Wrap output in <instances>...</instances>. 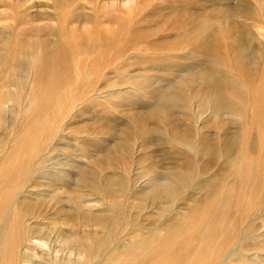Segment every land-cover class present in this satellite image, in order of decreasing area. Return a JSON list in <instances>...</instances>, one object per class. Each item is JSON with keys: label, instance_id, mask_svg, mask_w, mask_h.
Returning a JSON list of instances; mask_svg holds the SVG:
<instances>
[{"label": "rangeland", "instance_id": "1", "mask_svg": "<svg viewBox=\"0 0 264 264\" xmlns=\"http://www.w3.org/2000/svg\"><path fill=\"white\" fill-rule=\"evenodd\" d=\"M15 1L0 0V4L9 8L6 11L0 5V91L2 81L6 80L5 84L13 89L15 96L22 94L23 98L11 103V113L1 122L0 144L12 152L8 155L11 157L22 143L28 144L24 138L30 133L29 128L37 127L36 118L28 119L24 113L28 88L26 72L31 70L37 73L33 79L42 83L43 90L50 82H63L54 85L57 88L66 86V82L75 83L72 90L75 108L72 107L73 112L68 111L73 116L67 120L57 151L49 155L50 168H54V172L61 170V164H66L70 158L79 165H86L91 177L95 175L92 169L96 170V181L100 180V173L104 177L116 175L127 180L124 186L115 184L109 195L103 197L99 194L100 185L92 184L93 178L87 176L91 181H87L86 192L98 197L99 202L104 198L109 205L104 207L97 203L96 209L100 210L95 209V212L121 203L115 209L118 217L109 219L113 218L114 225L111 234L108 227L104 228L105 223L83 221L77 215L74 217L75 213L68 216L70 211L62 209L75 205L74 196L61 194L64 189L79 190L83 186L78 180L81 169L76 165H67L66 169L77 182L70 178L52 185L59 178L36 175L37 182L45 184L50 179L53 182L45 186L34 181L29 183V189L36 194H32L33 198H37L38 191H46L44 199L35 207L28 204L26 207L28 223L38 224L34 232H44L51 241L69 235L73 241L87 242L95 251L88 264H125L127 255L124 256L120 246L142 239L143 232L150 229L167 231L163 238L166 250L157 256L155 253L147 255V247L140 248L139 254L131 256L132 264H200L201 259L190 260L191 253H201L204 248L203 259L208 264L213 260L223 261L226 253L231 255V252L236 260L227 264H264V5H259L258 21L251 11L243 8V3L248 1L255 8L260 0H109L111 5L103 0L95 4V8L88 6L90 0H80L88 10L79 6V0H26L24 8ZM128 1L130 4H125ZM55 5L60 8L55 10ZM25 10L32 14L31 21L25 22ZM72 16L75 18L71 19ZM40 25H48V28L33 30ZM49 28L55 35L48 32ZM253 32L261 33L258 35L261 55L258 66L251 61L253 58L256 62V41L250 38ZM41 46L49 49L54 46L55 51L39 52L42 62L36 63L37 72L36 68H31L30 54L41 50ZM72 51L76 56L74 61ZM59 53H63L62 56ZM52 74L60 81L52 78ZM118 90L120 95L111 101L96 98L97 93L109 96V92ZM89 96L92 100L86 99ZM230 97L245 109L242 119L237 113H231L236 105L230 107ZM48 108H43V113H49ZM191 112L197 116L204 113V120L195 122L198 117L185 114ZM119 128L123 135L118 133ZM7 139H11L13 146L6 147ZM192 140L206 145V151L198 157L200 175L194 173L196 164L186 155L188 148L174 145L176 141ZM119 145L126 149L121 159ZM222 146L228 152L220 160ZM106 151L112 154L114 166L100 169V163L89 160L92 154H106ZM241 161L243 166L239 167ZM170 168L188 179L178 195L184 198L148 195L153 189L162 191L165 180L176 179L169 176ZM40 175L44 177L38 178ZM47 190H58L56 195L60 199L57 202L50 199L52 194ZM224 202L231 210L226 217L229 224L221 223L223 217L218 216ZM39 211L44 215L36 217ZM129 218L131 221H124ZM176 232H182L183 237L177 240ZM188 232L195 234L194 240L188 237ZM225 233L230 237V249L220 244ZM201 239L211 240L201 247ZM150 240L155 244L160 237L155 232ZM236 241L242 246H236ZM189 243L194 248L187 252ZM54 245L59 247L60 242ZM244 254L250 255L253 262L243 259Z\"/></svg>", "mask_w": 264, "mask_h": 264}, {"label": "bare ground", "instance_id": "2", "mask_svg": "<svg viewBox=\"0 0 264 264\" xmlns=\"http://www.w3.org/2000/svg\"><path fill=\"white\" fill-rule=\"evenodd\" d=\"M55 1L57 2V0H55ZM102 1L103 0H90L88 2L89 3L88 6L95 8V4L99 5ZM104 1L108 3L107 5L113 4V3H110L109 0H104ZM77 2L79 3L80 0ZM16 3L23 7L26 4V0H17ZM125 4L129 5L130 1H128V3L126 2ZM255 4L256 5L254 8V6H252L254 4H252V2H250V1H248V2L243 3V8L247 9V12L251 11V15H253V17H255V19L258 21L261 17L259 15V10H258L260 8L259 5H264V0H260L259 3H255ZM114 5H115V3H114ZM123 5L124 4H122V6ZM79 6L84 8V9L89 8L86 5L80 4V3H79ZM130 6H132V5H130ZM2 7L5 8L6 11H7V9H9V8L6 9V5H4V4H2ZM11 7L13 8L12 4L10 5V9H11ZM59 8H60L59 6L55 5V10H57ZM75 9H77V8H75ZM5 10H3V11H5ZM129 11H130V9H129ZM0 13H2V12H0ZM6 14H8V13H6ZM48 15H50V13H48ZM31 16H32V14H28L27 11L25 10V14H24V18L26 19L25 22L27 20L31 21L32 20V18H30ZM70 18L74 19L75 17L72 16ZM247 20H250V19L247 18ZM65 21L66 20L62 21V23H64ZM47 26L48 25H44V27H41V25H40V26L35 27V29H33V30H40L42 28L47 29L48 28ZM49 29L51 31H48V32L51 35H55L53 32L54 30L52 31L51 28H49ZM63 30H66V28H63ZM74 32H75V30H74ZM76 32H77V30H76ZM61 33H64V31L61 30ZM260 34L253 32V34L250 37L251 39L256 41V56H255L256 62L253 58L251 59V61L254 63L253 65H257L259 60H261V59H259L261 57L260 49H258V47H257L258 44H260V39H258L259 38L258 35H260ZM60 36L62 37V35H60ZM90 39H92V37ZM60 41H62V40H60ZM69 43L71 46L70 40H69ZM99 43H100V41H99ZM66 44H67V42H66ZM48 45H50V44H48ZM57 45H59V44L56 43V46ZM70 46H69V48H70ZM53 48H54V46L51 49H49L48 46H44V47L41 46V50L40 49L35 50L34 54H30V58L32 59L31 68L33 70H34V68H36V70L39 69V66L36 65L38 60H40L42 58V55L39 54V52L41 53V51L42 52L45 51L48 53L51 50H54ZM69 48H67L68 49V51H66L67 53L69 52L70 49H72V48H70V49ZM93 48L91 47L90 49L94 50ZM74 49L76 50L75 46L72 50H74ZM62 50L65 51L64 47ZM63 53H61V54H63ZM61 54H60V56H62ZM74 54L75 53L73 52V57L75 56ZM83 54H85V53H83ZM91 54H93V53H91ZM26 55H27V57L29 56L28 53H26ZM73 57H71V60L74 61L76 56L74 58ZM84 57L82 56V58H84ZM61 58L63 59V57H60V59ZM77 58L80 59V56ZM85 58H87V57H85ZM88 58H90V57H88ZM109 59L112 60L111 57ZM43 63H44V61H43ZM97 64H98V62H97ZM258 65H260V64H258ZM107 67L109 68V64L107 65ZM115 69L118 70V66ZM253 69H254V67H253ZM76 71H79V70H76ZM0 72H1V69H0ZM37 72H38V70H37ZM26 73L28 74V78L25 80V86H28V88L25 91L27 92L28 96L25 95L26 97H24L25 100L27 101V104L24 106V111H25L24 113L25 114L27 113L26 116H28V119H29V117L30 118L31 117L36 118L35 124L37 125V127H36V129L34 127L29 128L28 131L30 133H26V137L24 138V139L28 140V144H26L25 142L22 143L23 145L21 144V146L18 147V149H16L14 151V153L11 157H9L8 155H10L12 152L10 151V153H9L7 151V148L5 150L4 146H2L0 144V153L2 154V156H1V154H0V156L3 157L2 164H0V264H88V261L95 254V251L91 250V248L93 246H89L87 244V242L84 243V242H80L78 240L73 241L72 239H70L69 235L62 237L59 240L55 239V240L51 241L49 238H47L43 235L44 232H41V231L40 232H34L35 227L38 224L33 225V222L28 223L29 220L26 219L28 217V215L26 214V212H27L26 207H27V204L35 207L39 201L44 199V197H45L44 193L46 191L45 190L44 191H41V190L38 191L37 198H33V196H32L33 193L29 189V183L31 181H34V183H36V184L39 183V186H42V185L45 186V184L49 185L51 182H53V181H51V179H50L49 183H45V184L41 183V182H37V179L35 178L36 175L38 176V174H44V175H47L48 179L50 177L53 178V176L60 179V180L56 179L57 181L54 179L56 182L52 185H56L57 183L60 184L61 183L60 181L64 182L66 179L69 180L72 177L70 171H68V169H66L67 165L73 166V167L76 165L79 169H81V171H79L78 174L84 177V179L81 176L78 177V180L80 181L79 183L82 182L83 186L80 185V186H82V188L79 190H76L77 188H74L71 191V189L67 188V187H66V189H64V191L61 194H65V195L67 194V195H69L70 198L72 196H74L75 205L73 206V208L62 207V209H64V211H70V212H68V216H71L72 214L75 213L74 217H76V215H77V218L79 216L82 218L83 221L84 220L85 221L92 220V221L96 222L97 224L105 223L104 228L108 227L109 228L108 230L110 231L111 234L113 233V226H114L113 222H112L113 218H114L113 216H115V218L118 217V211L117 210L115 211V209L119 208L121 206V203H119L118 206L113 205L110 209L106 208V209L102 210L103 212H95L96 207L99 206V205H97V203H100L104 207H107L109 205H106L104 198H103V202H99L97 199L98 197L95 198V197H93L94 196L93 194L91 196L90 194H88L86 192V189L88 188L87 181L88 180L91 181V179L87 178V176L91 177L90 172L88 170V167H86V165H79L76 162H74L73 159H70V158H68L69 160H67L66 164H64V162H63L61 164L63 166V168H61V170H58L56 172H54V168L53 169H52V167L50 168V165L47 164L49 157H50L49 155L51 154V152H54V151L56 152L57 148L60 146V143H61L63 136H64V133H65L64 131L66 130L65 128H67L66 127L67 120H69L70 117L73 116L72 113L69 114L68 111L73 112L72 107L74 106L73 104H75L74 103L75 94H72V90H73V85H75V83L68 84L66 82L65 85L68 86V88L64 85H61L60 88L58 86V88H57V86L54 87V85H60V84H63V82H60L58 84L50 82V84H48L47 87L43 90L44 86H42V83L40 81H38L37 79H33V77L35 76V74L37 75V73H33V71H31V70L27 71ZM59 73H61V72H59ZM256 73H257V71H255V74ZM39 74H41V73H39ZM63 74H65V73H63ZM53 75L54 74H52V78L54 77ZM206 76L209 79H211L210 75H206ZM55 77H57V76H55ZM191 78H195V76H192ZM55 79H57V78H55ZM52 80H54V79H52ZM57 80H56V83H57ZM58 81H60V80H58ZM5 82H6V80L2 81L1 88L3 90L1 89L2 91H0V124L5 118H7L8 114L11 113L10 110H11V107L13 106V104H11V103H14L17 99L23 98L22 94L15 96L16 94L13 92V89L10 86L6 85ZM68 82H70V81H68ZM51 85H53V86H51ZM76 85L78 86V85H80V83H76ZM74 89H75V87H74ZM88 90H89V88H88ZM244 90H246V89H244ZM109 93H110L109 96L108 95L107 96H101L97 93L98 95L96 94V98H100V99L105 98L107 101H111L115 97L119 96L121 92H119V90H118V91H112ZM87 97H88V95H87ZM87 97H86V99L92 98L91 96H89V98H87ZM90 100H92V99H90ZM230 100H231V106L230 107L237 104L236 101L234 99H232L231 97H230ZM66 101H67V104H66ZM47 107H50V108H48L50 110L49 113H47V112L43 113L44 109ZM73 108H75V106ZM41 109H43V110H41ZM228 110H229V108H228ZM243 111H245V109L236 105L235 110H231V113L235 112L241 118ZM213 112L215 114H219L215 110H213ZM185 114L187 116L190 115L194 118L198 117V120L195 121L197 123L201 122L199 120H202V119L204 120V118H205L204 113L199 114V116H197L196 114H194L192 112L191 113H185ZM206 118H207V116H206ZM263 121H264V119H263ZM197 126H198L197 130L199 131V129H201V128H200L199 124ZM118 133L120 135L124 134L123 130L120 128H119ZM201 133H202V131L198 132L199 136H201L200 135ZM202 135H203V133H202ZM220 137H219V139H220ZM14 140L19 143V139H17V137H15ZM10 141H11V139L6 140V142H5L6 147L7 146L9 147L10 146L9 144L12 145V141L11 142ZM185 141H176V143L174 142V145L178 146L179 148H183L182 146L184 145L185 147L188 148V149H186L187 150L186 152L188 153L186 155H190L194 159L195 164H196L194 173L196 175H200L199 173H201L200 172L201 167H199V166H200V160L201 159L198 157L206 151V145L205 144L204 145L203 144L202 145L197 144L198 142L196 140H192L191 142H185ZM234 144L236 145L237 142H234ZM16 145H18V144H16ZM222 147L223 148L221 149L220 156H219L220 160L222 159V156H224L225 153L228 152L227 148L225 146H222ZM119 148H121V151H119V153L121 155V157L119 159H121L122 155H124V153H125L123 151H126V149H125L124 145L122 147H121V145H119ZM106 152H107L106 154H102L101 152H96L95 155L92 154V156H91V158H89V160L92 161L93 163H95V162H97L98 164L100 163L101 164V165L99 164L100 169H103V166L106 167L107 165H113L114 162L112 160V154L109 151H106ZM181 154H184V153L181 152ZM238 166L239 167L243 166L242 161H241V163H239ZM48 168H50V169H48ZM91 168H93V167L91 166ZM92 172L95 173V175H96V170L92 169ZM98 172H99V170H98ZM65 174H67V175H65ZM97 174H99V173H97ZM95 175L93 174L92 175L93 177H91V178H93L92 184L98 183L100 185V188H99L100 193L99 194H100V196H103V197H104V195H107V194L109 195L110 191L112 190V187L115 184H118L121 187V186H124L127 182L126 178H124V177L123 178L117 177L116 175L107 176L108 174H106V176L104 177L103 175H101V173H100V180L96 181ZM172 175L174 177H176V179L175 180H165L163 183V188H162L163 190L162 191H161V189H155V190L153 189V191L151 190L150 194H148V195H151L155 198H157V197L178 198V195L181 194L180 192H181L182 188L187 185L188 179L184 178L182 175H178V172H176V170L174 168H170L169 169V176H172ZM43 177L41 176L38 178H43ZM71 179L75 180L74 178H71ZM191 180L189 181L190 184H191ZM147 181H151V180H147ZM75 182H77V180H75ZM85 184H87V186H84ZM62 185H64V184H62ZM192 185H194V184H192ZM36 188H38V187H36ZM34 189H35V187H34ZM60 189L62 190V186L60 187ZM47 191H49V194H52L50 199H56V202L60 199L57 196L59 194L58 190H56V191L47 190ZM159 192H162V193H159ZM41 195L43 196V198ZM156 195H159V196H156ZM29 197H31V198H29ZM229 197L231 199V195ZM182 198H184V197H182ZM182 198H178V199L181 200ZM216 203L221 204V202H216ZM222 207L223 208L222 209L220 208V210H219L218 216L223 217V218H221V221H222L221 223L225 222L226 224H229V220L226 217H228V215L231 213V210H229V208L226 206L225 202L222 204ZM125 208H126V206H125ZM67 209H69V210H67ZM75 209H76V211H75ZM96 210H100V209H96ZM217 210H218V208L216 209V211ZM259 211H260V209H259ZM71 212H73V213H71ZM43 215L44 214L41 211H39L38 215L36 217H40ZM110 217H113V218L109 221ZM70 218H72V217H70ZM124 221H131V218H129V220H124ZM42 228H43V226H41L40 230ZM139 231H142V230L139 229ZM155 232L157 234V237H160V241L155 240L156 243L153 244L151 242L152 240H150V237H153ZM143 234H144L143 236L145 238L143 237L142 239L140 238L138 241H133V242L130 240L128 243L120 246L123 250L124 256L127 255V258H125L126 260H124L125 264L134 263V259L131 256L139 254L140 248L147 247L148 248L147 255H149L151 253H155V255H157V256L161 255V252L166 250L167 247L163 244V242L165 241L163 238H165L167 235L166 230H164V232H162L161 230L155 231L153 229H150V231H148L147 233L143 232ZM194 236H195L194 233L188 232V237L190 239L194 240L195 239ZM182 237H183L182 232H176V239L177 240L181 239ZM62 240H63V242H62ZM201 240H202L201 247L202 246L205 247L206 243L208 245V241H210L211 239H206V241H205V239H201ZM58 242H60L59 247L54 245L55 243H58ZM139 242H141V243L139 244ZM131 243H132V245H131ZM220 244H223V245L225 244L226 249H230V247H231L230 237L227 233H225L223 235L222 240L220 241ZM237 245L240 247L242 246L241 243L236 241V246ZM219 247L222 248V246H218V248ZM136 248H138V249L133 252V250ZM190 248H192V249L194 248V245L191 243L188 244V247L186 249V250H188L187 252H189ZM114 249H119V247L114 248ZM119 253L120 252H118V254ZM198 254H201V255H198ZM221 254H219V255H221ZM232 255H233V252H231V255L226 253L223 261L218 262L217 260H215V261L213 260L209 264H227L228 261L236 260V258H233ZM204 256H206L205 248L201 253H198V252L197 253H191L190 260H192L193 262H196V261L201 259L200 264H208L203 259ZM144 257H146L145 254H144ZM242 258L243 259L245 258V260H247L250 263L253 262L250 255L244 254ZM157 262H159V261H157ZM97 263H99V262H97ZM136 263L137 262H135V264Z\"/></svg>", "mask_w": 264, "mask_h": 264}]
</instances>
